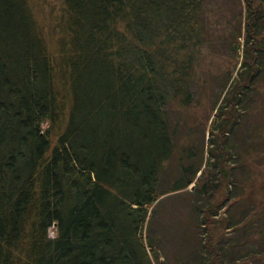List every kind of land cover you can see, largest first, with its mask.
I'll list each match as a JSON object with an SVG mask.
<instances>
[{"label":"trees","instance_id":"16d2710c","mask_svg":"<svg viewBox=\"0 0 264 264\" xmlns=\"http://www.w3.org/2000/svg\"><path fill=\"white\" fill-rule=\"evenodd\" d=\"M44 1L0 0V264H155L152 211L202 168L182 162L196 154L170 108L195 102L219 0H62L49 29ZM236 3L227 27L255 61L264 13ZM246 71L250 84L258 70Z\"/></svg>","mask_w":264,"mask_h":264},{"label":"rangeland","instance_id":"374dc122","mask_svg":"<svg viewBox=\"0 0 264 264\" xmlns=\"http://www.w3.org/2000/svg\"><path fill=\"white\" fill-rule=\"evenodd\" d=\"M255 1L264 13V0ZM43 3L42 23L49 29L63 3ZM218 5L220 21L213 19L219 23L218 32L211 36L212 43L208 42L194 75L195 102L188 109L170 108L172 121L181 125L179 143L188 156L196 154L182 162L202 168L187 189L162 197L152 211L146 235L157 242L155 264H264V31L256 60L246 58L245 37L231 35L240 7L236 0H219ZM229 22L234 24L228 29ZM249 64L258 70L250 84L244 81ZM235 83L241 90L233 104L227 93ZM180 151H176L177 158ZM177 158L161 178L163 189L180 175ZM205 182L216 188L203 191ZM50 236H56L54 227Z\"/></svg>","mask_w":264,"mask_h":264}]
</instances>
